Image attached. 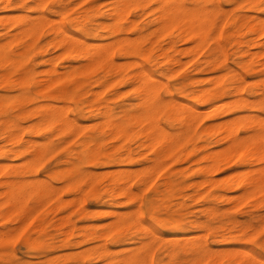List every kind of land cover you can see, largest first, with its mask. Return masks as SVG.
Returning a JSON list of instances; mask_svg holds the SVG:
<instances>
[{
	"label": "rangeland",
	"instance_id": "374dc122",
	"mask_svg": "<svg viewBox=\"0 0 264 264\" xmlns=\"http://www.w3.org/2000/svg\"><path fill=\"white\" fill-rule=\"evenodd\" d=\"M26 1L32 3V0ZM47 2L50 7L45 9L43 14L61 20L65 28L72 34L86 38L88 41L104 42L102 44L115 41L118 43L117 40L119 37L123 39L124 44L137 45L138 49L145 51L146 53L144 55L139 54L136 58L144 67L151 70L152 74L157 78L156 82L159 86L162 83L159 88V97L164 100V103L178 98L180 101L182 100L181 102H186V105L185 102L183 104L185 106L187 104H195L199 109L204 108V110L207 111L209 109V111L202 110L203 116L201 120L189 128L188 133L186 132L187 138H184L180 148L161 157L160 170L158 171L159 176L157 175L156 177L157 181L154 180L155 182L153 181L150 184L140 182L141 174H138V170L141 167L143 170L145 167L153 164V159L159 157L158 150L161 144L159 142L152 143L144 136L135 138V133L132 134L129 143L132 147H137L136 159L125 160L121 166L132 168L134 174H137L133 178V182L135 181L133 189L141 193L140 200L137 199L130 202L121 195L111 196L103 187L107 182L105 176L103 178L98 177L89 184L83 183V203H78L77 197L79 196V191L76 189L69 190L72 181L71 176L64 181L63 178H60L59 173L61 170L68 169L71 165H77L80 153L85 154L87 149V145L83 144V140L93 135L94 140L89 143V146L92 150H98L100 157L97 159L84 157L81 160V171L94 170L93 172L95 173L96 171L97 173H103L107 169L110 170L118 167L115 158L117 155H113L114 157H105L107 153L115 154L118 152L119 148L114 146L116 143L115 137L109 133H99L98 129L106 123V117L98 111L91 112L89 110L92 108L91 104L94 100L101 102V104H108L112 108L113 113L119 116L123 108H138V103L141 101L142 95L132 82L120 78L119 72H111L104 65L95 67L87 74L77 75L73 78L62 77L61 79H57V76L54 74L51 76L47 75L44 70L49 67V64L43 60L61 51V48L55 46L51 41L53 33L50 24H46L41 33L36 34L38 38L34 41V45L31 48H26L24 44L27 40L31 39V34L21 33L24 28L23 25L26 22L31 23L34 20H38L41 17L38 14H43L33 7L26 9L21 7V0H10V4L8 5L6 1L0 0V40L1 42H7L8 52L13 56H18L20 60L16 65V70H11L6 75L7 77H4V73L8 72L10 68L0 66V150L4 149L6 151L0 154V164H2L0 165V180L6 176L18 178L22 170V180H45L44 183H49L55 188L51 198L45 199L48 200L46 202H42L44 203L43 206L40 205V202L38 204L35 203L36 194L31 195V204L34 205V208L35 204L36 208L38 205L40 207L39 209L37 208L38 210L36 208H33L34 210L32 209L30 218L24 219V221H20L18 218L13 220L0 219V228L4 226L17 228L16 226L18 225L16 224H20L18 230L9 239L0 241V256L2 258H0V264H27L45 259L46 253L40 252L38 248L32 247L28 241L31 240L32 235V239L40 241L44 249L52 250L49 256L57 255L64 251H80L92 245L106 244L115 249L138 245L140 244L139 239L125 238L132 234L133 227L124 232L123 236L125 237L123 240L115 241L117 230L112 228L111 222L116 217L114 216L115 214L110 212L111 210L120 212L131 211L138 207L146 224L155 227L164 236L175 237L176 235L182 236L185 234L195 235L196 233V236L198 235L200 238H203L205 235L206 238H209L207 242L214 252L213 255L205 256L202 259L191 262L190 257L183 251H178L174 254L170 253L168 250L169 242L163 240L160 243H155L153 246V264H216L219 259V256H217L219 250L226 251L227 247L228 250L230 248L233 250L240 246V241L237 239H222V234L227 232L228 229L219 227L218 225L221 221L229 225V214L232 217L237 216L236 218L243 223L247 220H252L254 226L249 228L247 233L243 234L242 232H238L237 234V231L234 230L235 236L244 238L245 242L241 243L250 247L259 256L264 253V241H261L258 235L261 229L264 228V204L261 203V200L264 198V192L252 196H245L241 200L240 193L242 195L243 191L233 189L227 191L228 195L234 196L233 202H229L223 197L218 198L217 196L223 193L224 190L220 188V184L210 185L207 182L203 183L207 175L199 167L210 163V158L206 156L211 152L220 151V148L221 150L225 148L229 144V137L232 136V134L228 135V133H225L227 131L221 127L216 126L208 129V125L234 119L238 116L247 117V119L257 116V118H260V125L264 126V36L250 33L243 25V14L264 15L261 7L256 10L248 9L246 0H186V4L189 7L196 9L200 7L199 9L203 17L211 15L214 19V24L201 39H179L176 38L177 32L175 29L166 30L162 28L163 21L160 16L163 15L164 9L157 1L141 2L139 5H127L124 3L126 5L125 8L129 6L126 16H123L125 10L123 9L122 11L121 9L122 7L124 8L122 5L124 0H47ZM258 2H260L258 5L264 4V0H259ZM120 5H122L121 8ZM103 9H105L104 12ZM54 10L58 11L54 12ZM118 11L121 14H117ZM85 12L88 13L90 26H98L97 29L83 31L81 27L83 25L82 23H85L84 21L78 24L73 23L74 20H82L81 15ZM12 13L14 15L11 16ZM21 13L25 16H21L23 19L19 20ZM129 17L131 20L128 19ZM99 20L100 22H105L110 27L104 29L101 24L99 25ZM132 20L135 21V24ZM7 24H9V27H7ZM20 25L22 26L21 28ZM116 26L119 27V31H115ZM147 45L148 48H146ZM250 52L253 54L246 56ZM62 57L57 58L56 61L59 71H63L64 65L68 63L72 65L79 64L77 60L68 61L65 56L64 59ZM133 58L132 56L121 54L119 46H115L114 62L124 63L125 61L122 66L125 71L130 72L131 70L138 69L137 64H128V61ZM27 70H32L34 74L29 78L23 77L24 75H22V78L19 77L22 72L25 74ZM26 82H29V89L26 88ZM238 83L244 85V91L234 88ZM42 88L46 89L44 90ZM195 88H212L213 90H219L221 88L222 93L215 96L211 101L205 102L203 101L205 95H200L197 99L192 98L191 91ZM179 89H182L184 94L179 92ZM11 100L15 103L11 102ZM80 101L83 102V111H80L78 106H76ZM220 101L222 102L220 103L221 105H215ZM43 103H54L57 106L69 105L70 115L77 118L79 124L74 130L65 132L59 131L56 125L47 126L45 130L38 129L36 124L39 122L40 116L34 108ZM74 106L75 109H72ZM157 114L161 125L164 128L167 127V132L178 134L185 129V127L181 126L174 119L175 114L170 106H166L160 111H157ZM4 120H10L8 123L12 122L10 128L16 132V136L13 139H9L3 133ZM231 127H233L231 129H235L234 124ZM238 127L240 134L246 133L244 121L239 123ZM206 128L208 129L207 131ZM82 131L83 133L81 134ZM48 141H52L51 146L35 161L33 154L28 151L20 155H17L13 151L19 148L23 149L26 145L32 149L37 148V145L41 146L44 143H48ZM141 142L143 144L138 147ZM148 142H150L151 146L150 144L148 145ZM187 143L188 145H186ZM62 148H65V151ZM55 153L57 154L55 155ZM54 156H57V158L54 159ZM229 158L221 162V168L219 170L213 172L215 178H230L231 171L235 173V170L238 171L245 168L236 156L231 155ZM49 159L53 160L50 161ZM9 161L10 163L6 165V162ZM227 161L229 162L227 163ZM138 167L140 168L138 169ZM1 168L3 169L1 170ZM101 168L105 170L102 172ZM142 170L140 173H142ZM166 176L173 178L175 188L171 197L168 199L169 201H166L168 202V207L162 208L158 214L164 220L157 221L154 218H149L147 215V199L152 195L154 186L163 188V180ZM66 181L68 182L66 183ZM194 181H201L198 189L199 193L197 194H195L194 188L189 185ZM1 185L0 183V191L4 189V186ZM26 186L28 187L29 185ZM58 190L60 191L57 192ZM53 193H55V196H53ZM237 194H239L238 197ZM65 199L70 201V203L58 206V203ZM143 199L145 202H143ZM238 199L240 200L239 204L237 203ZM246 202L248 203L246 204ZM207 206L209 207V211ZM213 207L222 209L230 207V210L225 216L221 213L214 215L210 214V208ZM178 212H184L185 224H178L179 222L176 220ZM66 216H70V223L64 222ZM188 219L207 220L214 228L209 230L211 232L206 231L200 227L186 223ZM22 222L24 223L22 224ZM70 229L72 234L67 240V234ZM102 232L109 233L102 238L98 237ZM251 233L254 236L253 239L248 238V234ZM110 235L113 236L111 237ZM80 239L82 241L79 242ZM75 248L77 249L75 250ZM176 258L178 261H176ZM97 263L102 264V261L92 260L90 257L86 258V264ZM50 264L57 263L52 260ZM222 264L242 263L224 257L222 258Z\"/></svg>",
	"mask_w": 264,
	"mask_h": 264
},
{
	"label": "bare ground",
	"instance_id": "6f19581e",
	"mask_svg": "<svg viewBox=\"0 0 264 264\" xmlns=\"http://www.w3.org/2000/svg\"><path fill=\"white\" fill-rule=\"evenodd\" d=\"M4 1H6L7 5L10 4V0H4ZM56 1H59V0H56ZM150 1H152V0H124V2L122 3L124 8L122 7V5H120V8L122 7L121 8L122 11H123V9L125 10V12H123V13H125V14H123V16H126V14L128 12L127 8L129 7L128 6L127 8H125L126 5H124V3L127 5H129V4L139 5L141 2L147 3ZM153 1H157L160 4V6L164 9L163 15L160 16V18H162V21H163L162 28H165L166 30L175 29L177 32L176 38H179V39L200 38L201 39V38H203L204 35H206L209 28L211 26H213V24H214V19L211 17V15L208 17H206V16L203 17L201 15V11L199 9L200 7L197 9L191 8L186 4V0H153ZM246 1L248 3V9L256 10V9L260 8L259 6L253 7V5H258L260 3V2H258L259 0H246ZM47 3H48L47 0H32V3H30L26 0H21L20 6L24 7L25 9L29 8V7H33L35 9H38L43 14L45 9L42 6L44 4H47ZM37 5H40V7L37 8ZM243 6H244V4H243ZM107 7H108V5H107ZM229 7H231V6H229ZM110 9H111V7H110ZM107 10H108V8H107ZM261 10L264 11V8L261 7ZM55 11H58V10H54V12ZM104 11H105V9H103V12ZM108 12H109V10H108ZM118 13L121 14L120 11H118L117 14ZM130 13H132V12H130ZM97 14H98V12H97ZM205 14H206V12H205ZM12 15H14V14L12 13L11 16ZM243 15H244L243 25L246 27L247 31H249L252 34L264 36V15H261V14L260 15L259 14H243ZM21 16L24 17L25 15L24 14L22 15V13H21L19 20L23 19V18H21ZM38 16H41L38 20H36V21L34 20V22H31V23L26 22L23 25L24 28H23V31L21 33L31 34V39L27 40L24 44V46L26 48H31L34 45V41L36 40V38H38L36 36V34L38 35L39 33H41L43 27L46 24H50V27H51V30L53 33L51 41L54 43L55 46L60 47L61 51L59 53H57L53 56L47 57L43 60L44 62L49 64V67L44 70L47 75L51 76L52 74H54L55 76H57V79H61L62 77L73 78L74 76H77V75L87 74L89 71L93 70L95 67H98L100 65H104L105 68L111 72H119L120 78H122L126 81H129V82H132L135 85L136 89L142 95L141 101L138 103V105H139L138 108H134V107L123 108L121 110L122 113L119 116H117L113 113L112 108L108 104H101V102H98L97 100H94V102L91 104L92 108L89 109L91 112L98 111L99 113L105 115L106 123L103 126L99 127L98 131L100 134L109 133L110 135L115 137L116 143L114 146H117L119 148V150L115 154H108L107 153V154H105V157H114L113 155H117L115 158H116V162H117L116 164L118 165V167H115V169H110V170L107 169V171H105V172H103V170H105V169L101 168L103 173H97V171L95 173V172H93L94 170L93 171H90V170L81 171V160L84 157H92L94 159H97L100 157V155H99L100 152H98V150L90 149L89 143L94 140V138H93L94 136L92 135V136H89L86 140H83L84 143L81 142L84 145H87V149H86L85 154L80 153L79 162L77 163V165H71L68 169L61 170V172L59 173L60 178H63V180L65 181L68 177L71 176L72 181H71V183L69 182L70 183L69 190L76 189L79 191V196L77 197V202L80 204L83 203V183L89 184L92 181H94L95 179H97L98 177L103 178L105 176H106L107 182L105 183V185L103 187L105 188V191L107 193H109L111 196H120L121 195V196H124L126 198V200L130 201V202H133L137 199L140 200L141 193L139 191H135L133 189V184L135 182V181L133 182V178L137 174H134V170L132 168H127V167L121 166L122 162L125 160L136 159L135 154H136V148L137 147H132L131 144L129 143V140H130V137L132 136V134L135 133V138H138L140 136H144L146 139L150 140L152 143L153 142L154 143L159 142L161 144V147L158 150L159 157L153 159V164L148 166V167H145V169H143V170H142V167L141 168L138 167V169L140 168L142 170V173H140V171H141L140 169H139L140 171L138 170V174H141L140 175V182L143 184L153 183L154 180L157 181L156 177L158 175V171L160 170L159 167L161 165V160H160L161 157L169 154L171 151L178 149L182 146L183 140L186 137V134L188 133L189 128L191 126H193V124H197L201 120V118L203 116L202 110H204V108L199 109L198 106H196L195 104H187V106H185L186 102L184 101L185 105H183L184 102H181L182 100L180 101L178 98L173 99L170 102L164 103V100L159 97V94H160L159 88L161 87L162 83H160V86H159L156 82L157 78L152 74L151 70L147 67H144L139 62V60L136 58L139 54L144 55V53H146L145 51H141L140 49H138L137 45L124 44L123 39H121L119 37L117 40L118 43L116 41L110 42L109 40L108 41L110 43H107L106 42L107 40L105 41L107 44H102L104 42L101 43L100 41L99 42L88 41L86 38L74 35L70 31H68L65 28V26L63 25L62 21L57 20L58 18L55 19L53 17H50L47 14H43V15L38 14ZM81 16H82V20L81 19L80 20H74L73 23L78 24V23H82L84 21L85 23H82L83 25L81 27V29L83 31L84 30H95V29H97L98 26H92V25L90 26V21H88V13L87 12L83 13V15H81ZM18 17H19V15H18ZM145 17H147V15H145ZM14 18H15V16H14ZM128 19L131 20L130 17ZM64 20H66V19H64ZM6 21H8V20H6ZM140 21H141V19H140ZM132 22L135 24V21L132 20ZM100 24L103 26L104 29H107L108 27H110L108 24H105V22H100V20H99V25ZM7 25H8L7 27H9V24H7ZM21 27L22 26L20 25V28ZM115 31H119L118 26L115 27ZM218 36H219V34H218ZM110 40H111V38H110ZM0 42H1V40H0ZM116 45L119 46V51L121 54H124L126 56H132V57L136 58V59L133 58L134 60L132 59V60L128 61V64H130V63L131 64L132 63L137 64L138 69L131 70L130 72H128L122 68L125 61H124V63H120V62L115 63L114 62L115 46ZM150 45H151V43H150ZM192 45H195V44H192ZM196 45H197V43H196ZM12 48H14V47H12ZM146 48H148V45ZM176 50H177V48H176ZM249 50H250V48H249ZM153 54H154V52H153ZM252 54L253 53L250 52L246 56H250ZM33 55H35V54H33ZM39 55H41V54H39ZM61 56H63L62 57L63 59L65 56L68 59V61L77 60V61H79V64L78 65H72V64L68 63V64L64 65L63 71H59L57 68L56 61H57V58H59ZM19 61L20 60H19L18 56H13L8 52L7 42H5V41L1 42L0 43V66L10 68V70H8V72L4 73V75H5L4 77H7L6 75H8L11 70H16L15 68H16V65ZM37 62H38V60H37ZM182 62L184 63L183 60H182ZM59 65H61V64H59ZM70 67H71V69H70ZM174 70H176V69H174ZM1 71H2V69H1ZM99 72H100V70H99ZM32 74H34V72L32 70H27L25 72V74H23V72H22L19 77L22 78V75H24L23 77L29 78ZM98 74H96V75H98ZM159 74H161V73H159ZM223 76H224V74H223ZM216 78H217V74H216ZM218 79H220V78L218 77ZM251 79H253V78H251ZM213 80H215V79H213ZM211 82H212V80H211ZM44 84H45V82H44ZM248 84H249V82H248ZM25 85H26V88L29 89V87H30L29 82H26ZM234 88H237L238 90H243L244 85L238 83L237 85L234 86ZM42 89L45 90L46 88H42ZM100 90H101V88H100ZM179 90H180L179 92H182L184 94V91L182 89H179ZM220 93H222L221 88L219 90H217V89L213 90L212 88H195L191 91L192 98L197 99V98H199L200 95H205L204 96L205 99L203 100L205 102L211 101L215 96H217ZM42 95H43V93H42ZM167 99L169 100V98H167ZM37 101H38V99H37ZM221 101L215 105H218V104L223 102V101L222 102ZM11 102L15 103L12 100H11ZM165 102H166V100H165ZM58 104H60V103H58ZM76 106H78V109H80V111L84 110L83 102L80 101L78 104H76ZM166 106H170L173 109V113L175 114L174 119L177 120L181 126L185 127V129L182 130L181 133H178V134L169 133L166 130L167 127L164 128V126L161 125L159 118H158L157 111H160L161 109H163ZM8 107H10V105H8ZM34 109L36 110L37 114L40 116V120L36 124L37 128L40 130H45V129H47L46 127L50 126V125H54V126L56 125L58 127L59 131H62V132L72 131L79 124L77 118L72 117L70 115V106L67 104H64L62 106H57L54 103H43V104L37 105ZM72 109H75V106ZM205 109H207V108H205ZM204 111H206V110H204ZM207 111H209V109ZM30 116H32V114H30ZM259 119L260 118H257V116L254 118H248V119H247V117L244 118V117L238 116L234 119H228V120H225L222 122H218V123L208 125V129L209 128L211 129V128H214L217 126V127L223 128L225 131H227L225 133H228V135L232 134V136L229 137V139H230L229 144L225 148H223L222 150L220 148V151L211 152L206 156V157L210 158V160H211L210 163H208L205 166H199L200 170L207 175V177L203 180V183L207 182L210 185L220 184V188L222 190H224L223 193H220L217 196L218 198L223 197L224 199L228 200L229 202H233L234 196L228 195V193H227V191L233 190V189H240L243 191L242 195H244V196H242L240 193V198L242 197L241 200L243 198H245V196L246 197L252 196V195H256L258 193L264 192V166H262V164H261V162L264 161V126L260 125ZM8 121H10V120H8ZM8 121H6V120L3 121V123H4L3 133L9 139H13L16 136V132L10 128L12 122L8 123ZM243 121L245 122L246 133L240 134V131H239L240 129L238 127V124L243 122ZM88 123H91V122H88ZM82 124H84V123H82ZM233 124H234V128L237 125L235 129H231V128H233V127H231ZM57 127H56V129H57ZM208 129L206 128V131ZM75 132H77V131H75ZM247 132H249V133H247ZM82 133H83V131L81 132V134ZM73 135H74V133H73ZM79 137H80V135H79ZM207 138H208V136H207ZM79 142H80V139H79ZM51 144H52V141H48V143H44L41 146L37 145L38 147L33 148V149L29 148V146L26 145L23 149L19 148V149L13 150V151H15L14 153H16L17 155H20V154L28 151V152L33 154V159L35 161V160L39 159L46 152V150L48 149L49 146H51ZM142 144L143 143L141 142L138 145V147ZM149 144H150V142H148V145ZM76 145L78 146L77 143H76ZM146 145H145V147H146ZM186 145H188V143ZM150 146H151V144H150ZM62 149H64V151H65V148H62ZM66 149H69V148H66ZM60 151H61V149H60ZM60 151H58V152L60 153ZM5 152L6 151L4 149L0 150V154H3ZM180 152H181V150H180ZM57 153H55V155ZM155 154H156V152H155ZM180 155H182V154H180ZM231 155L236 156L238 161L242 165H244L245 168L242 170H238V171L235 170V173H233L234 171L233 172L231 171L230 172L231 173L230 178H225V177L223 179L215 178L213 176V172L219 170L221 168V162L230 159L229 157ZM183 157H184V154H183ZM56 158H57V156L56 157L54 156V159H56ZM52 160H50V161H52ZM178 161H179V159H178ZM195 161H196V159H195ZM229 161H227V163ZM2 163L4 164V162H2ZM9 163H10V161L6 162V165ZM0 165H2V164H0ZM43 165H45V164H43ZM163 165H165V164H163ZM143 167H144V165H143ZM26 168H27V166H26ZM44 168H45V166H44ZM2 169L3 168H1V170ZM180 169H181V166H180ZM189 169H190V167H189ZM230 173H229V175H230ZM232 173H233V175H232ZM22 178L23 177H22V170H21L20 177H18V178L6 176L0 180V183L4 186V189L2 191H0V219L13 220V219L18 218L20 221H22V220L24 221V219L30 218L31 214H32V209L34 208V205L31 204V202H30L31 195L36 194L35 203L38 204V202H40V205L43 206L44 203H42V202L48 201L45 199H50L52 192L55 191L54 186H52L49 183L46 184V182L44 183L45 180L41 181L39 179V180L26 181V180H22ZM68 180L70 181V179H68ZM67 182L68 181H66V183ZM174 183L175 182H174L172 177L166 176L163 180V185H164L163 188H160L159 186L153 187L152 195L147 199V215L149 218H152V219L154 218L157 221L164 220L158 214L162 208L168 207V202H166V201H169L168 199H169V197H171V195L174 191V188H175ZM200 184H201V181H194V182L189 184L192 188H194V190L196 192L195 194L199 193L198 189H199ZM26 185H29V186L27 187ZM53 185H54V183H53ZM59 188H60V185H59ZM85 188H86V186H85ZM60 190H58L57 192H59ZM84 194H85V192H84ZM53 196H55V193H53ZM238 196H239V194H237V197ZM144 199H145V197H144ZM144 199H143V202H145ZM253 201H251V202H253ZM69 203H70V201L65 199V200H62L60 203H58V206L62 205V204H69ZM237 203L238 204L240 203L239 199L237 200ZM247 203L248 202H246V204ZM261 203L264 204V198H263V200H261ZM40 205H38V207H37L38 209H39ZM35 208H36V204H35ZM205 208H206V206H205ZM201 210H203V209H201ZM210 210H211L210 214H214V215L216 214L217 215V214L221 213L222 215L225 216L228 214L230 207L225 208V209L213 207V208H210ZM208 211H209V207H208ZM110 212L115 214L114 216L116 217L111 222L112 228L117 230V233H116L117 236H116L115 241L123 240L125 237V236H123L124 232L127 231L129 228L133 227L134 230L132 231V234L126 236L125 238H130V239H134V240L139 239L140 244L134 245V246H128V247H121V248H117V249L111 248L110 246H108L106 244L92 245V246L86 247L80 251H67V252L64 251L63 253H59L57 255L49 256L50 255L49 253H51L52 250L44 249L41 246L42 244H40V241H36L35 239H32V237H33V235H32L31 240H28V241L30 242L32 247L38 248L40 250V252L46 253V258L43 260H38L39 259L38 258V259H36V260H38L37 262L27 263V264H50V262L52 260L56 261L57 264H86V258H88V257H90L92 260L94 259V260L102 261V264H153V262H154L153 261V256H154L153 255L154 254L153 246L155 243H160L163 240L169 242L168 250L170 251V253L174 254L178 251H183L185 254H187V256L190 257L191 262L195 261L197 259H202L205 256H210V255L214 254L209 243L207 242V239L209 240V238H206L205 235L203 238H200V236H198V235L196 236V233H195V235L194 234L193 235L185 234L182 236L176 235L175 237H166L163 234H161L159 231H157L155 229V227H153L149 224H146L145 219L141 215L139 207L137 209H134L131 211L120 212L117 210H111ZM34 213H35V211H34ZM251 213H253V212H251ZM183 214H184V212H178V217L176 218V220L179 222L178 224H185ZM228 217H229V221H230L229 225H226V223L222 222V221L218 225L219 227H223V228L228 229L227 232L222 234V239L223 240H236L237 239L238 241H240V246L238 248L233 249V250H231V248H230V250H228L227 249L228 247L226 248V251H224L222 249H221V251L219 250V253H217V256H219V259L216 262V264H222V258H224V257H227L228 259H234L235 261L241 262L242 264H247L249 254L259 258L260 256L258 254H256L250 247H247L243 243H241V242H245V239L242 237H239V236H235L236 234L234 232V230H235V231H237V234H238V232H242L243 234L247 233V230L254 226V223L252 222V220H247L246 222L243 223L236 218L237 216L232 217L229 214ZM35 219H37V218L35 217ZM25 221H27V220H25ZM44 221H46V220H44ZM64 222L70 223V216H66V219ZM23 223L24 222H22V224ZM186 223H189L190 225H195V226L200 227L206 231H209V230L214 228V226L211 223H209L207 220L188 219V221ZM240 224H241V226H240ZM16 225L19 226L20 224H16ZM18 226H16L17 228H10V227H5V226L1 227L0 228V241L5 240V239H9L15 233V231L18 230V228L20 227V226L19 227ZM93 226H94V224H93ZM67 228H68V226H67ZM183 230H185V229H183ZM41 231H42V229H41ZM62 232H64V231H62ZM209 232H211V231H209ZM108 233L109 232H107V233L102 232L100 235H98V237L102 238V237L106 236ZM71 234H72V231L70 229L68 231V234H67V240L69 239V236ZM110 236L112 237L113 235H110ZM253 237L254 236L252 233L248 234V238L253 239ZM88 238H91V237H88ZM80 241H82V240L80 239L79 242ZM108 241H109V239H108ZM263 244H264V242H263ZM56 245H59V244H56ZM162 245H164V244H162ZM57 248H58V246H57ZM165 248H166V246H165ZM76 249L77 248H75V250ZM0 258H1V256H0ZM176 261H178L177 258H176ZM19 264H22V263H19Z\"/></svg>",
	"mask_w": 264,
	"mask_h": 264
},
{
	"label": "snow or ice",
	"instance_id": "6c2138e0",
	"mask_svg": "<svg viewBox=\"0 0 264 264\" xmlns=\"http://www.w3.org/2000/svg\"><path fill=\"white\" fill-rule=\"evenodd\" d=\"M257 6L264 8V4L253 5V7H257ZM39 7H40V5H37V8H39ZM42 7L44 9H48L50 7V5L49 4H44ZM261 164H262V166H264V161H262ZM258 235H259V239L261 241H264V228L261 229V231H260V233ZM247 264H264V253H262L259 258L249 254V258H248Z\"/></svg>",
	"mask_w": 264,
	"mask_h": 264
}]
</instances>
